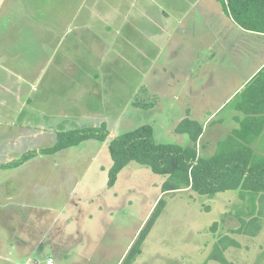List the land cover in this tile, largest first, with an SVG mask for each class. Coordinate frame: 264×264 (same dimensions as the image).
Masks as SVG:
<instances>
[{
	"label": "rangeland",
	"instance_id": "1",
	"mask_svg": "<svg viewBox=\"0 0 264 264\" xmlns=\"http://www.w3.org/2000/svg\"><path fill=\"white\" fill-rule=\"evenodd\" d=\"M173 1L189 6L197 0H26L0 18L1 30L15 22L0 47V79L10 84V92L0 89V165L38 153L18 168L0 167V264H16L17 257L10 261L12 227L17 233L27 228L32 235L27 218L45 224L54 212L42 219V211L63 208L73 221L68 225L77 230L64 253L75 255L66 258L62 249H54L33 260L121 264L160 199L166 207L133 264H222L209 256L223 237L239 244L222 251L224 264H264V217L256 237L232 232L241 227V219L249 222L260 210L264 215V201L252 213L239 191L214 198L188 188L163 192L167 177L136 162L119 174L114 189L108 187L113 137L150 125L158 144L186 147L190 136L176 129L189 116L188 104L196 109L190 118L204 126L207 140H221L236 128L231 120L235 103L215 110L223 95L239 88L242 66L249 73L256 63V40L231 32L236 21L222 1L223 13H207L214 16L217 31L206 29V39L193 41L179 64L190 74L182 89L185 78L170 63L174 58L166 42L154 41L160 33L142 31L149 20L146 11L153 16L151 27L156 26ZM26 19L40 27L26 26ZM190 39L187 35L183 42ZM231 42L235 49L228 48ZM203 56L222 62L205 64ZM1 62L8 64L9 79ZM173 73L180 79L171 86ZM228 75L237 78L229 86ZM32 84L36 89L31 90ZM175 94L181 101L173 105ZM4 103L13 112H5ZM102 124L110 132L105 142L88 140L55 155L39 153L53 147L59 133ZM57 227L61 224L55 223Z\"/></svg>",
	"mask_w": 264,
	"mask_h": 264
},
{
	"label": "trees",
	"instance_id": "2",
	"mask_svg": "<svg viewBox=\"0 0 264 264\" xmlns=\"http://www.w3.org/2000/svg\"><path fill=\"white\" fill-rule=\"evenodd\" d=\"M220 1L225 3L233 19L242 28L264 33V0ZM233 103L247 118L240 121L239 129L219 143L211 156L203 154L202 147L200 148L199 139L203 134V127L189 119L182 121L176 129L179 134L190 136L191 144L186 147L177 144H158L150 125H143L111 138L109 153L113 164L109 169L108 187L113 188L119 174L131 162H136L157 175L167 177L162 185L163 192L188 188L199 195L214 198L219 193L239 191L240 197L249 202L254 213L256 203L264 201V156L257 155L251 147L252 141L264 131V68L237 95ZM109 136L106 124L98 128L62 132L57 135V142L53 147L41 149L39 153L55 155L84 141L105 142ZM37 154V152L25 154L19 160L0 167L18 168ZM165 207V200L160 199L121 264H133L142 254L143 243ZM262 212L260 210L257 217L249 222L241 219V227L232 232L256 237L261 231L259 221L264 217ZM219 243L222 245L221 249L218 247ZM229 245L239 247V244L230 237L221 238L209 259L226 263L222 251L227 250Z\"/></svg>",
	"mask_w": 264,
	"mask_h": 264
},
{
	"label": "crops",
	"instance_id": "3",
	"mask_svg": "<svg viewBox=\"0 0 264 264\" xmlns=\"http://www.w3.org/2000/svg\"><path fill=\"white\" fill-rule=\"evenodd\" d=\"M26 0H0V18L4 16L10 15V12H15V9H17L18 6H20V3H23ZM219 10L220 12H224V6L222 4V1L220 0H207L206 2H203V0H197L196 2L193 3V5L187 6L186 4H183L182 1H173L170 6L168 7V10L163 11V14L165 15V18L162 20L161 23H158L157 20L155 21V25L151 27L150 24V19L153 18L152 14L146 11V16L149 19L146 21L147 26L144 28L142 27V31L145 32H150L152 34L155 32L160 33L157 38L154 39L155 43H159L161 41H165L170 53L169 57H172L170 63L173 66H177L176 71H179L180 74H182L185 78V83L182 86V89H184V85L186 84L187 80H190V74L187 71L186 66H179V64L182 63V61L186 60V55L188 54V49L189 45L193 43V41L196 43L198 40L201 39H206L207 33L206 29L210 28L214 31H217V25L213 21V17H208L207 13L212 12V10ZM27 15H30V11H28ZM144 15V14H143ZM145 16V15H144ZM157 19V18H156ZM5 20H3L4 22ZM39 21V20H38ZM5 24V22H4ZM25 25L29 27H40L37 22L25 20ZM15 28V22L10 23L9 27L4 29L2 27L1 34H0V47L5 44L4 40L7 38H10L12 30ZM231 32H234L235 35L240 34L241 36H249L252 39H255V47H257L256 51V56H257V61L254 64V66L251 68L249 73H246L247 67L242 66L243 68V75L242 77V82L239 83V88L236 90L232 91L231 93H227L222 96V98L218 101V107L216 108L215 111H219L226 105H230L233 100L237 97L239 93L246 87V85L264 68V33H259V32H254V31H249L245 30L242 28L238 23H231L230 24ZM31 30L36 31L37 28H32ZM139 31V29H137ZM191 36L192 39L189 40V42H183V39L185 36ZM154 37V34L152 38ZM214 44L218 45L220 41L218 39H215L213 41ZM197 47V45H196ZM231 47L232 49H235L234 43H230L228 48ZM211 48V47H210ZM159 55V54H158ZM156 60L159 59L155 58ZM203 63H221V59L215 60V57L212 58H207L205 56L202 57ZM2 63V62H1ZM178 63V64H177ZM245 64V63H243ZM242 64V65H243ZM2 68L3 72L9 73L10 70L7 68V63H2ZM7 78H10V73L7 75ZM201 76L198 77L200 79ZM180 79L179 77H176V74L173 73L172 75V80L174 83L171 86L175 85V82ZM226 79L227 85L229 86L231 84L230 81H233L237 78L228 75L224 77ZM6 80H1L0 79V89L1 90H6L7 92H10V84L8 82H5ZM31 90L36 89V85L32 84L30 86ZM181 98H179L178 94H175L173 96V105L177 102H180ZM186 104L183 105V107ZM25 108V106H22ZM5 112H8L10 114V111L12 109L10 108L9 103H4L3 106H1ZM45 109V108H44ZM191 111H196V109H192V107L188 104V110L187 113H189L188 118L191 121H195L198 123L197 120L190 118ZM13 112V111H12ZM233 115L231 116V120L234 123L235 127L230 134H228L225 138L219 140L213 139L212 141L207 140L208 138L206 137V132L203 127V134L201 135L199 139V144L200 148L202 147V153L206 154L207 156H211L217 149L218 145L220 142L224 141L227 139L235 130L240 128V121L241 120H246L247 116L245 113L237 108L235 106L233 110ZM183 119L182 121H184ZM6 121H10V116L9 118H5ZM17 120V118H16ZM20 123V122H18ZM199 124V123H198ZM200 125V124H199ZM201 126V125H200ZM251 147L254 149L255 153L257 155L264 156V131L263 133L255 138L254 141L251 143ZM116 186V185H115ZM115 186L111 189H114ZM104 203V202H103ZM107 202L105 201L104 205H106ZM24 205V204H23ZM23 208V206H22ZM24 209V208H23ZM25 211V210H24ZM54 212V215L50 216V213ZM49 214V219L45 224H43L39 219H31L27 218V226H32L34 233L30 235L29 231L23 229L22 233H17V228L12 227L10 230V261L13 260L12 257H17L13 262L16 264H45L44 261H35L33 260L32 257L35 256H45V255H50L51 251L50 250H57V249H62L61 253H64L66 250V247L69 246V243L67 241H72V238L74 235L77 233V230L73 228V226H69L68 224L73 222L71 220V217L68 216L69 212L64 211L63 209H60L59 211L57 209L53 210H46L42 211L40 214L43 216L42 219H45V215ZM66 215V216H65ZM23 218V217H20ZM13 219H17L13 218ZM12 219V220H13ZM21 221H18L20 223ZM33 222H37L39 226H43L42 229L38 230V225L33 226ZM49 224L52 223V225L48 226ZM55 223L61 224V227L53 228ZM24 228V227H23ZM56 253V252H55ZM55 253L52 252L54 255ZM66 255L65 257L67 258V255H75L73 252L69 251L64 253ZM26 258V259H24ZM51 260V259H49ZM11 264V262H10Z\"/></svg>",
	"mask_w": 264,
	"mask_h": 264
},
{
	"label": "built area",
	"instance_id": "4",
	"mask_svg": "<svg viewBox=\"0 0 264 264\" xmlns=\"http://www.w3.org/2000/svg\"><path fill=\"white\" fill-rule=\"evenodd\" d=\"M48 264H54V263H53V261L50 260V261H48Z\"/></svg>",
	"mask_w": 264,
	"mask_h": 264
}]
</instances>
